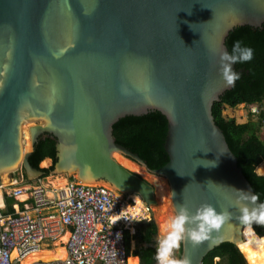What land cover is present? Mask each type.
I'll use <instances>...</instances> for the list:
<instances>
[{
    "label": "water",
    "instance_id": "95a60500",
    "mask_svg": "<svg viewBox=\"0 0 264 264\" xmlns=\"http://www.w3.org/2000/svg\"><path fill=\"white\" fill-rule=\"evenodd\" d=\"M263 25L264 0H0V176L44 177L29 158L50 137L53 175L155 205V187L118 153L167 180L174 213L182 202L192 212L210 204L230 213L209 239L182 241L181 258L203 264L223 243L239 248L248 226L239 222L234 189L256 193L213 115L234 86L220 77L218 59L234 29ZM153 111L168 125L169 161L158 169L114 136L120 119ZM28 123L32 148L24 152Z\"/></svg>",
    "mask_w": 264,
    "mask_h": 264
},
{
    "label": "built area",
    "instance_id": "2783aa9c",
    "mask_svg": "<svg viewBox=\"0 0 264 264\" xmlns=\"http://www.w3.org/2000/svg\"><path fill=\"white\" fill-rule=\"evenodd\" d=\"M153 219L152 207H138L104 184L67 178L52 186L41 178L0 176V264H24L32 253L54 250L65 230L64 258L30 264H128L131 236Z\"/></svg>",
    "mask_w": 264,
    "mask_h": 264
},
{
    "label": "trees",
    "instance_id": "16d2710c",
    "mask_svg": "<svg viewBox=\"0 0 264 264\" xmlns=\"http://www.w3.org/2000/svg\"><path fill=\"white\" fill-rule=\"evenodd\" d=\"M236 40L253 49V58L248 62L236 64V71L241 74L240 79L221 97L220 102L214 104L213 115L216 124L224 132L230 149L236 155L239 167L254 188L258 199L264 201V175L256 172V168L259 173L263 171L264 142L255 133L253 122L237 123L235 118H227L223 115L226 107L262 104L264 101V25L263 28L243 26L234 29L226 41L229 51ZM259 118L264 119V107ZM167 130V119L158 111L142 116H126L114 124L116 142L137 154L150 169L161 168L169 161L164 147ZM47 158L51 159L52 165L48 168H40L42 161ZM29 161L33 167L45 173V176L52 174L57 161L56 141L50 137L40 139ZM254 230L259 236H264V225L255 226ZM157 234L158 227L154 221L139 226L134 236L137 248L131 255L137 264H140L139 259L134 255H139L149 263L155 261L156 247L153 244ZM181 254L182 243L174 255L181 258ZM203 264H248V262L236 245L223 243L205 257Z\"/></svg>",
    "mask_w": 264,
    "mask_h": 264
},
{
    "label": "clouds",
    "instance_id": "9594fccd",
    "mask_svg": "<svg viewBox=\"0 0 264 264\" xmlns=\"http://www.w3.org/2000/svg\"><path fill=\"white\" fill-rule=\"evenodd\" d=\"M252 58L253 49L243 45L239 40L233 42L230 51L225 49L219 53L218 73L226 86H233L240 79L241 74L234 70L233 65L248 62ZM234 191L237 193L236 206L239 209L241 225L249 227L253 223L264 225V201L250 208L247 202L257 201L258 196L251 191L238 189ZM229 218L230 213L227 210H217L210 204H201L192 212L185 203H180L175 214L167 222L164 236L157 242L154 255L156 264H191L189 258H177L174 255L181 242L187 239L193 245H197L209 239L211 233L219 229ZM117 236L119 237V233Z\"/></svg>",
    "mask_w": 264,
    "mask_h": 264
},
{
    "label": "bare ground",
    "instance_id": "6f19581e",
    "mask_svg": "<svg viewBox=\"0 0 264 264\" xmlns=\"http://www.w3.org/2000/svg\"><path fill=\"white\" fill-rule=\"evenodd\" d=\"M31 125L32 124L28 123V124H25L22 128L24 152H29L31 150V147H32L31 134L29 131V127ZM114 156L126 168L133 170V171H136L137 173H140V174L142 173L141 167H138L136 164L134 165V163L123 158L120 154L115 153ZM50 163H51L50 160L45 159L44 161H42L41 164L43 166L48 167ZM4 175L6 176L7 174L5 173ZM66 182H67V180L65 178H58L57 183H55V182L54 183H55V186L56 185L57 186H64L66 184ZM132 195H134V194H132ZM133 197H134L133 199L136 201V206L140 207L142 205V202H143L142 199L140 198V196L134 195ZM156 200H157V202L155 204L156 207L155 208L153 207L155 209V210L154 209L153 210L156 211V215L158 216V219L161 220L160 221V229L162 231V234L164 235L166 232L167 222H168L169 218L171 216H173L172 212H170V210L168 208L169 203L166 204V201H168V199H166L164 189H160L159 191L156 192ZM171 204H172V202H171ZM62 237L64 238V241L67 239L68 232L66 230L61 236H59L57 238V240L54 241V243L60 241L62 239ZM57 245H59V244H57ZM62 247H60V245H59L55 250H52V251L44 249L42 251L32 253L24 259V264H30L31 262L33 263V261H37V260L50 261V260H55V259H62L66 255L65 248H64V246H62ZM239 249L241 250V252L245 256V258L249 264H264V236L263 237L259 236L249 226L246 227L244 230V241L240 243ZM131 259H133V258L130 255L129 259H128V264H133V261H131Z\"/></svg>",
    "mask_w": 264,
    "mask_h": 264
},
{
    "label": "rangeland",
    "instance_id": "374dc122",
    "mask_svg": "<svg viewBox=\"0 0 264 264\" xmlns=\"http://www.w3.org/2000/svg\"><path fill=\"white\" fill-rule=\"evenodd\" d=\"M264 107V101L262 104H251V105H245V104H240L238 105L237 107L235 108H230V107H226L223 111V115L227 118H235V120L237 121V123H246V122H253V125H254V129H255V133L260 137V139L264 142V123L261 122V119L259 118V115H260V111L261 109ZM31 124V123H30ZM32 148V147H31ZM264 162V161H263ZM262 162V167H263V171L262 173H259L258 172V168H256V172L260 175H264V163ZM51 164V163H50ZM49 164V166H50ZM135 165V164H134ZM138 166V165H137ZM40 167L41 168H46V166H43L42 164H40ZM139 167V166H138ZM143 169V170H142ZM141 169V174L140 173H137L136 171H133L137 174H139L140 176H142L144 179H146L147 181H149L154 187H155V191H159L160 189H164L165 191V195H166V199H168V201H166V204H168V208L170 210V212H172V215H174V211H173V208H172V204H171V197H170V188H169V185H168V182L166 179L164 178H161V177H158L156 175H152V174H149L145 171L144 168ZM146 172V173H145ZM23 177L25 179L26 178V175H25V172L24 170H19L17 172H15L14 174H8V176L6 175H2L3 179H5V181H8V178L9 177ZM56 176V177H55ZM68 177V176H67ZM67 177L65 175H53V174H50L48 176H45V177H42L41 179H43V181L51 184L52 186H55V183H57V179L58 178H65L67 180ZM71 179H77L76 176H72ZM54 180V181H53ZM79 181V180H78ZM55 182V183H54ZM90 184V183H88ZM102 184V183H101ZM57 186V185H56ZM168 191V192H167ZM134 195H130L128 197L130 198H134L133 197ZM124 197V196H123ZM127 199V198H125ZM156 207V205H153L152 206V212H153V218L155 220V223L158 227V234H157V242L160 238H162L164 235L162 234V231L160 229V221L158 219V216L156 215V211H154L155 209L154 208ZM154 209V210H153ZM131 231V230H130ZM134 236L135 234H133L130 238V242H129V254L130 255H133V253L136 251V240L134 239ZM52 247H48L46 250H51ZM177 251V249L175 250ZM175 253V252H174ZM129 255V256H130ZM136 256L138 259H139V263L141 264L140 262V258H139V255H134ZM248 262V261H247ZM249 264V263H248Z\"/></svg>",
    "mask_w": 264,
    "mask_h": 264
},
{
    "label": "flooded vegetation",
    "instance_id": "af4514ba",
    "mask_svg": "<svg viewBox=\"0 0 264 264\" xmlns=\"http://www.w3.org/2000/svg\"><path fill=\"white\" fill-rule=\"evenodd\" d=\"M137 233V232H136ZM156 238H157V236H156ZM155 238V241H154V244H153V246L154 247H157V239ZM137 246V245H136ZM137 248V247H136ZM131 261H133V264H136L135 263V261L133 260V259H131ZM141 264H156V261H153V262H146V261H144L143 259H141Z\"/></svg>",
    "mask_w": 264,
    "mask_h": 264
},
{
    "label": "crops",
    "instance_id": "0c3cea01",
    "mask_svg": "<svg viewBox=\"0 0 264 264\" xmlns=\"http://www.w3.org/2000/svg\"><path fill=\"white\" fill-rule=\"evenodd\" d=\"M261 122H263V123H264V119H261ZM47 160H50V161H51V159H49V158H47ZM65 235H66V234H65ZM65 235H64V236H65ZM64 236H63V237H64ZM63 237H62V239H61V240H64V238H63ZM61 240H60V241H61ZM60 241H58L59 243H58V242H55V243H54V244H55V246H56V247L54 248V250H55V249H56V248H57V247L60 245ZM57 244H59V245H57ZM60 247H62V246H60ZM62 248H63V247H62Z\"/></svg>",
    "mask_w": 264,
    "mask_h": 264
}]
</instances>
